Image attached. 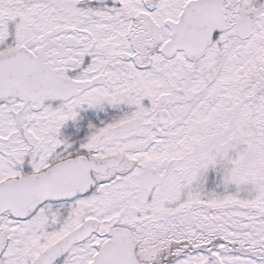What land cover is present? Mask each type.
Masks as SVG:
<instances>
[{
  "label": "snow or ice",
  "instance_id": "6c2138e0",
  "mask_svg": "<svg viewBox=\"0 0 264 264\" xmlns=\"http://www.w3.org/2000/svg\"><path fill=\"white\" fill-rule=\"evenodd\" d=\"M0 264H264V0H0Z\"/></svg>",
  "mask_w": 264,
  "mask_h": 264
}]
</instances>
